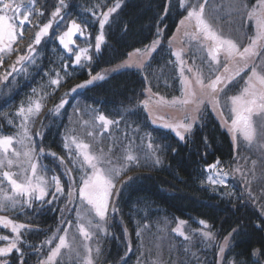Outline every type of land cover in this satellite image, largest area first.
Listing matches in <instances>:
<instances>
[{
	"label": "snow or ice",
	"instance_id": "obj_1",
	"mask_svg": "<svg viewBox=\"0 0 264 264\" xmlns=\"http://www.w3.org/2000/svg\"><path fill=\"white\" fill-rule=\"evenodd\" d=\"M125 6L126 0H88L76 18H71L68 0H52L51 4L49 0H0V67L6 57L16 56L10 70L0 73V99L5 103L13 91V74L28 75L29 66L39 68L38 46L46 43L45 38L54 37L63 49L60 66L44 71L45 84L33 88L14 110L0 111V230L8 232L0 234V264H28L30 259H35V264H98L104 254L102 241L112 235L110 221L120 212L123 190L137 179L121 177L133 167L160 166L161 153L168 147L156 144L151 133L141 136L138 125L127 123V117L136 115L138 108L145 111L151 124L170 130L182 142L194 134L209 111L217 114L230 134L233 157L229 162L217 158L205 164L202 184L230 198L234 192L220 190L238 174L243 191L237 198L257 207L254 227L264 232V189L258 195L253 192V184H264V0H164L160 20L173 9L180 17L167 38L165 67L173 70L180 93L171 99L154 93L149 81L153 54L164 43V29L159 25L150 44L134 48L120 64L93 74L95 58L107 44L106 29H111ZM29 29L30 42L22 50L20 45ZM90 29L95 30L94 41ZM77 69L86 70L89 79L65 92L45 112L47 100ZM129 70L142 74L147 84L142 91L144 99L117 113L118 119L90 105H73L69 124L62 125L59 133L64 154L46 150V129L51 125L44 119L55 121L66 115L63 110L78 90ZM113 130L120 135L114 136ZM204 144L208 146L206 137ZM243 147L255 150L257 158L241 155ZM48 157L52 159L44 163ZM46 212L59 213L55 228L47 232L36 222V217ZM197 223L200 227L191 234L185 231V220L178 219L170 229L182 239L180 254L193 258L187 264H201L192 251L198 244L214 250V264H264V243L248 249L246 256L237 253L229 258L239 226L220 237L214 225L203 219ZM167 224L165 221V229L160 231L167 230ZM150 230L151 225L144 222L138 224L135 235L140 239ZM30 233H43L45 239L33 244L28 240ZM124 244L120 264H127L126 257L132 251L126 228ZM175 264H186V260Z\"/></svg>",
	"mask_w": 264,
	"mask_h": 264
},
{
	"label": "trees",
	"instance_id": "obj_2",
	"mask_svg": "<svg viewBox=\"0 0 264 264\" xmlns=\"http://www.w3.org/2000/svg\"><path fill=\"white\" fill-rule=\"evenodd\" d=\"M72 6L70 8L71 18H76L77 12L81 6L86 5L88 0H68ZM52 0H49V4ZM164 0H126V6L122 9L116 20L112 23L111 29H106L107 44L102 46V51L92 65L93 74L103 69L120 64L127 58V54L134 48H143L150 44L155 38L157 25L164 29V43L161 48L153 54L151 61L152 73L149 81L154 93H159L168 99L178 96L179 83L175 79V74L171 67H165L169 58V49L167 38L175 31L179 16L177 10L173 9L170 14L160 20L163 14ZM127 25V31L124 26ZM55 27V26H54ZM94 41L95 30L90 29ZM228 27L225 26V32L228 33ZM32 30L25 32L24 41L20 45L23 50L25 45L30 42ZM235 34V33H234ZM46 43L38 46L39 56L36 66H29L28 75L23 73L15 76L13 91L5 103L0 99V111H12L31 93L33 88L39 89L42 84L47 82L44 77V71L51 67H59L61 64L60 53L63 49L58 46V41L54 37L45 38ZM77 43L84 46L82 40ZM56 51H53V49ZM6 63L0 67V73L5 69L10 70L16 56L6 57ZM39 69H43L40 71ZM69 71L73 70L69 68ZM147 74V73H145ZM63 75V73H62ZM86 70L77 69L71 78L63 82L62 87L51 95L47 100V107L51 109L57 103L65 92L81 81L88 79ZM12 77H9L11 80ZM147 87L142 78V74L136 70H129L112 75L109 79L98 82L74 94L70 99V104L63 110L66 115L58 120L44 119V123L51 125L46 129L45 145L46 150L63 155L62 145L59 133L63 132L62 125H68V116L73 112V105H79L82 108L92 106L102 111L109 118L118 119L117 113L123 109L132 106L145 96L142 91ZM51 92V89H48ZM3 121H0L2 123ZM127 123L141 129L140 135L151 133L156 144L168 146L161 153L162 164L158 167H133L122 180L128 176L137 177L127 185L119 201L120 212L117 213L115 220L110 221L109 232L112 234L102 241L103 256L98 264H120V257L125 255L124 229L126 228L131 240L132 251L128 253L127 264H153L159 260L160 264H172L180 259H185L186 264L191 257H184L180 254V244L182 239L170 233V229L176 226L178 219L185 220L188 224L185 231L191 234L194 229L199 228L197 223L203 219L214 225V231L220 233L223 237L234 227H240L241 231L235 238V247L229 258L237 253L247 255L248 249L258 247L264 243V232L254 227L258 222V209L252 203L243 204L237 197L243 191V184L237 174L234 179L229 181L227 188L222 192H234L232 197L221 196L209 190L202 181L206 174L203 173L205 164H210L219 158L222 162H229L233 157V148L230 136L223 129L220 122L215 118L214 113L209 111L206 119L197 125L194 134L185 141L179 139L169 130L156 127L151 124L147 114L142 108L137 109V114L127 117ZM40 122L37 121L36 128H39ZM33 129V131L36 130ZM7 130V129H5ZM125 130V124L120 125V132ZM131 134V128L128 129ZM114 136H119L113 130ZM207 138L208 146L204 144V138ZM172 149L176 151L173 152ZM241 155L256 159L258 153L248 151L246 147L241 148ZM207 155H204V153ZM51 157L43 162L49 163ZM144 161H141L143 165ZM243 163V161H241ZM259 170L257 175H259ZM119 186V181L117 182ZM264 189V184H253V192L259 194ZM62 206V205H60ZM58 212H46L36 217V222L45 232L49 228H55L58 221ZM165 221L168 222L167 230ZM147 222L151 225L149 232H143L142 237L138 239L135 235L138 224ZM0 234H8L7 230H0ZM50 235V233H49ZM45 239L43 233H30L28 240L33 244H39ZM159 245V247H158ZM95 247V245H93ZM196 252L201 264H214L215 254L211 247L202 244L192 248ZM245 258L244 256L240 257ZM28 264H35V259H30ZM194 264V262H193Z\"/></svg>",
	"mask_w": 264,
	"mask_h": 264
},
{
	"label": "rangeland",
	"instance_id": "obj_3",
	"mask_svg": "<svg viewBox=\"0 0 264 264\" xmlns=\"http://www.w3.org/2000/svg\"><path fill=\"white\" fill-rule=\"evenodd\" d=\"M117 65V64H116ZM116 65H114V66H116ZM114 66H111V67H108V68H112V67H114ZM107 69V68H106ZM101 72V71H100ZM89 79V78H88ZM87 80V79H86ZM85 81V80H84ZM83 81H81V82H79L78 84H80V83H82ZM77 85V84H76ZM85 89V88H84ZM81 90H83V89H80V90H78V91H81ZM168 111H171V112H173V114H176L175 112H174V110H168ZM214 116H215V118H217V114H215L214 113ZM218 119V118H217ZM218 121L220 122V124H221V121L218 119ZM157 127V126H156ZM224 128V127H223ZM226 131H227V129L226 128H224ZM170 131V130H169ZM228 132V131H227ZM173 133V132H172ZM174 134V133H173ZM175 135V134H174ZM230 135V134H229ZM231 138V137H230ZM70 236H71V234H70Z\"/></svg>",
	"mask_w": 264,
	"mask_h": 264
}]
</instances>
